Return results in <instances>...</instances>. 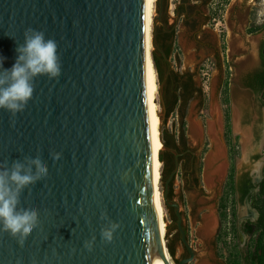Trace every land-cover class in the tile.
Masks as SVG:
<instances>
[{
    "label": "water",
    "instance_id": "obj_1",
    "mask_svg": "<svg viewBox=\"0 0 264 264\" xmlns=\"http://www.w3.org/2000/svg\"><path fill=\"white\" fill-rule=\"evenodd\" d=\"M158 20L160 14L154 17V48ZM27 28L57 42L61 74L35 77L33 96L15 117L0 109V162L39 155L48 167L46 178L23 190L18 206L35 207L39 226L23 247L0 232V264H149L144 180L156 188L152 169L164 163L149 122L150 55L157 68L147 0H0L3 69L15 64ZM54 153L61 154L55 162ZM176 163L163 201L156 188V248L165 264H172L166 206L176 208L191 254L179 264L195 256L181 208L169 201ZM104 213L108 219H101ZM108 220L121 225L110 244L101 239ZM92 236L88 251L84 242Z\"/></svg>",
    "mask_w": 264,
    "mask_h": 264
},
{
    "label": "flooded vegetation",
    "instance_id": "obj_2",
    "mask_svg": "<svg viewBox=\"0 0 264 264\" xmlns=\"http://www.w3.org/2000/svg\"><path fill=\"white\" fill-rule=\"evenodd\" d=\"M215 1L158 2L161 20L156 50L165 54V44L173 48V34L177 36L183 29L200 60L194 69L173 71L166 79L168 82L175 76L190 85L189 94H181L179 111L185 99L186 110L196 103V119L203 134L197 146L182 144L180 136L177 154L164 152L165 158L174 160L172 172L178 159L175 177L182 180L178 197L175 178L172 181L169 201L180 206L183 226L195 251L194 260L187 264H264V169L259 179L252 173L255 162L264 161V38L256 45L251 41L249 0H224L233 5V10H227L222 18H216L215 11L221 8H213ZM172 6L175 22L170 25ZM198 75L203 76L200 83ZM211 122L215 123V134L210 132ZM217 141L223 147V157L214 166L223 165L224 171L209 185L206 166ZM185 200L193 234L185 221L181 203ZM169 210L175 222L170 247L179 264L191 254L178 228L176 208L171 206ZM199 227H209V231L198 233L195 228ZM176 242L182 245L179 258Z\"/></svg>",
    "mask_w": 264,
    "mask_h": 264
},
{
    "label": "clouds",
    "instance_id": "obj_3",
    "mask_svg": "<svg viewBox=\"0 0 264 264\" xmlns=\"http://www.w3.org/2000/svg\"><path fill=\"white\" fill-rule=\"evenodd\" d=\"M57 49V42L54 39L45 40L43 31L33 28L25 30L24 43L16 48L18 57L13 67L3 69L4 58L0 57V109L8 110L15 117L17 113L24 111L32 98L35 77L47 75L49 79H53L60 76L61 64ZM60 155L54 153L53 161H58ZM262 169L264 161H256L252 173L257 179L261 178ZM47 176V164L39 155L35 158L25 156L23 161L13 160L11 165L0 162V232H8L17 238L21 247L40 221L35 207H18L21 203L20 196L25 188ZM101 219H108L106 213L102 214ZM120 227L118 222L108 220L107 226L101 229L102 241L112 243L114 233ZM95 240L96 237L92 236L84 242V247L92 251Z\"/></svg>",
    "mask_w": 264,
    "mask_h": 264
},
{
    "label": "rangeland",
    "instance_id": "obj_4",
    "mask_svg": "<svg viewBox=\"0 0 264 264\" xmlns=\"http://www.w3.org/2000/svg\"><path fill=\"white\" fill-rule=\"evenodd\" d=\"M159 0H156V8H155V16L159 15L158 13V9H159V5H158ZM171 3V0H170ZM175 3V1H174ZM216 5L213 6V8H217L220 6L221 10L215 11L217 12L216 18H218V15H220L219 17L223 16L226 14L227 10L232 11L233 10V5H229V1H224V0H216L215 1ZM173 8L174 6H172V8L169 9V22L170 25H173L175 22V17L172 15L173 13ZM249 15H248V21H249V25H250V38L251 41L256 45L258 42L261 41V39L264 38V0H249ZM214 12V11H213ZM222 18V17H221ZM159 20L157 21V26L159 25ZM154 37V25H153V30H152V40ZM238 47V46H237ZM156 50V48L153 47L152 44V52H154ZM161 54V53H159ZM204 58V56H202V59ZM198 62H200V60H197V57L195 56V53L193 51V46L191 45V42L189 41V39L186 36V32L185 30H179L177 32V36L175 37V41H174V47H173V52H172V56L168 59L167 63L169 64L168 67H166V75H165V80L163 81L162 79H160L158 70H157V76H158V83H159V92H158V106L160 109V115L162 118V123H161V133H162V139L164 138L165 140H169L170 142V146L169 148L164 146V149L162 150V152H166L167 154L170 153L172 155H176L177 154V149L174 147V144H177L180 136L182 135V133H185V135L187 136V142L189 145L191 146H197V144L199 142H201L202 140V132H201V137H199L197 140H195L192 136V124L193 122H198L199 121L196 119V103L192 104V106L190 108H187V110L185 109L184 113L186 115L185 118L182 117V113L181 111H179V105L175 108L174 111L171 110V104L169 101L170 94H167L168 92V84H167V77L169 76V74L173 71L176 72H181L184 71L185 69H189V68H195V66L198 64ZM203 76L198 75L196 77V80L198 81V83H200L202 81ZM171 92L174 91L173 87L170 89ZM202 129V128H201ZM177 159V156H176ZM165 166L164 164L162 165L161 171H160V176H161V190L162 192H164V183L162 180L163 177V172H164ZM178 173V172H177ZM182 180L180 177H175L174 180V184L177 187V193L175 195V197L180 196L179 191V186H181ZM182 206H183V211L185 212V221L187 222V227H189V231L190 233H194V228H193V224L191 225V223L188 224V219H187V214H188V208L186 205V200L181 201ZM166 221H167V225H168V229H167V238H168V253H169V259L172 262V264H176L177 260L176 258H174L172 256L171 253V244H172V238H173V234H174V220L171 217L170 214V210L169 208L166 206ZM191 226V227H190ZM206 231V228H195L196 231H198V233H200L201 230V234L202 230ZM192 238V237H191ZM175 248V253L177 258H179V256L182 253V245L181 242H176L174 245Z\"/></svg>",
    "mask_w": 264,
    "mask_h": 264
},
{
    "label": "bare ground",
    "instance_id": "obj_5",
    "mask_svg": "<svg viewBox=\"0 0 264 264\" xmlns=\"http://www.w3.org/2000/svg\"><path fill=\"white\" fill-rule=\"evenodd\" d=\"M148 8V32H149V48L150 54L152 51V30L154 25L156 0H147ZM238 46V44H236ZM158 92L159 83L157 72L153 66L151 55H150V106H149V122L154 135V139L158 148L159 160L160 153L164 149V143L162 140L161 133V123L162 118L160 115V109L158 106ZM192 136L195 140L201 137V125L198 122H193L192 124ZM210 132L215 134V123L211 122ZM215 145V152L211 154L207 161L206 166V181L209 185L214 181L216 175L222 174L224 171V166L220 165L215 167V163L218 162L223 157V147L217 141ZM162 168V163L160 166L153 168V176L156 184V188L160 191V197L163 201V192L159 184L160 171ZM156 188L152 185L150 179L145 176L144 180V215H145V228H146V241H147V253H148V263L149 264H165L157 252L156 248V230L158 227V222L160 218V206L156 198ZM163 204V202H162ZM209 231V227L206 228Z\"/></svg>",
    "mask_w": 264,
    "mask_h": 264
},
{
    "label": "trees",
    "instance_id": "obj_6",
    "mask_svg": "<svg viewBox=\"0 0 264 264\" xmlns=\"http://www.w3.org/2000/svg\"><path fill=\"white\" fill-rule=\"evenodd\" d=\"M175 37H176V34L174 33L173 36H172L173 41H175ZM164 48L166 50L165 54H162V53L159 54L160 52L157 51V50H155L153 52V57H154L156 68L158 70L160 79H162L163 81L165 80L166 67H168V65H169L167 63V61L171 57L172 52H173L172 46L167 47V44H165ZM177 76H179V75H177ZM180 77H182V76H180ZM167 84H168V89H167L168 93L167 94H170V97H168V98H169L170 104L172 106L171 110L174 111L175 108L179 105V101L181 100V94H189L190 85L188 83H186V81H184L182 78H177L175 76H171L169 78ZM172 87L174 89L173 92L170 91V89ZM186 107H187V99L184 100L183 109L181 110L183 118L186 117V115L184 113ZM162 140H163V143H164L165 147H167V148L171 147L169 140H165L164 138ZM180 142L182 144H186L187 143V137H186L185 133H182ZM174 147L176 149L178 148V146L176 144H174ZM160 159H161V161L164 164H165V162H167L166 169H164L163 177H162L163 183L165 184L167 178L169 177V175L171 174V172H172V170L174 168V160H173V158L172 159L165 158L164 157V152H161Z\"/></svg>",
    "mask_w": 264,
    "mask_h": 264
}]
</instances>
